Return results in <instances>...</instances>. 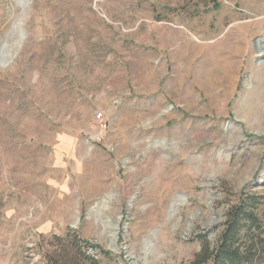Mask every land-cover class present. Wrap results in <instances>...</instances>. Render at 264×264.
I'll use <instances>...</instances> for the list:
<instances>
[{
    "label": "rangeland",
    "instance_id": "rangeland-1",
    "mask_svg": "<svg viewBox=\"0 0 264 264\" xmlns=\"http://www.w3.org/2000/svg\"><path fill=\"white\" fill-rule=\"evenodd\" d=\"M258 47L264 0H0V264H185L241 193L264 264Z\"/></svg>",
    "mask_w": 264,
    "mask_h": 264
},
{
    "label": "trees",
    "instance_id": "trees-1",
    "mask_svg": "<svg viewBox=\"0 0 264 264\" xmlns=\"http://www.w3.org/2000/svg\"><path fill=\"white\" fill-rule=\"evenodd\" d=\"M262 197L244 194L232 205L217 240L201 239L200 250L185 264H252L256 255L254 234L262 229L256 208Z\"/></svg>",
    "mask_w": 264,
    "mask_h": 264
},
{
    "label": "bare ground",
    "instance_id": "bare-ground-1",
    "mask_svg": "<svg viewBox=\"0 0 264 264\" xmlns=\"http://www.w3.org/2000/svg\"><path fill=\"white\" fill-rule=\"evenodd\" d=\"M257 52H258L257 55L260 56V55H262L264 53V50L262 48L258 47Z\"/></svg>",
    "mask_w": 264,
    "mask_h": 264
},
{
    "label": "built area",
    "instance_id": "built-area-1",
    "mask_svg": "<svg viewBox=\"0 0 264 264\" xmlns=\"http://www.w3.org/2000/svg\"><path fill=\"white\" fill-rule=\"evenodd\" d=\"M97 117L100 118L101 117V114H97ZM102 127H104V125H101Z\"/></svg>",
    "mask_w": 264,
    "mask_h": 264
}]
</instances>
